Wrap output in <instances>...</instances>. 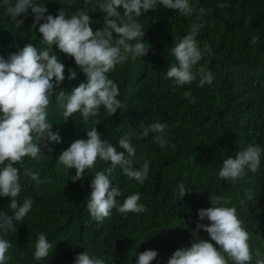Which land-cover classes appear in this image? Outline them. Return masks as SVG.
<instances>
[{
	"label": "trees",
	"instance_id": "1",
	"mask_svg": "<svg viewBox=\"0 0 264 264\" xmlns=\"http://www.w3.org/2000/svg\"><path fill=\"white\" fill-rule=\"evenodd\" d=\"M40 3L54 16L62 7L68 16L85 8L84 0ZM190 3L205 9L197 40L202 51L205 44L211 49L193 66L197 80L178 86L166 78L168 67L175 63L171 48L190 31L193 17L158 4L155 10L137 18L145 29L144 43L150 45L147 54L118 63L108 73L118 85L117 99L121 102L113 116L101 106L98 114L87 121L80 112L64 120L55 95L60 90L70 93L79 83L86 82V76L77 68L74 58L52 46V54L65 65L66 78L48 106V122L52 131L61 136V142H49L51 152L42 144L37 159L24 157L23 166L14 165L21 174L22 190L17 199L22 203L31 198L32 207L23 221L15 222L16 231L5 237L13 244L7 264H73L83 251L103 258L105 264H136L138 253L146 249L158 252L151 264H167L176 249L190 247L199 239H208L218 248L205 230L197 228V224L210 223L198 216V209L212 206L209 195L228 198L227 206L237 209L250 236L252 264L256 249L264 257V151L256 172L245 169L246 174L236 181L218 175L227 156L235 158L238 151L249 145L264 150V0ZM222 3L227 7H219ZM88 14L94 30L104 26L103 12L90 10ZM32 22L30 9L27 15L13 19L0 0V55L7 58L27 43L38 49L44 47L39 25L34 29ZM69 68L77 71L75 79H67ZM200 68L212 73V84L198 86ZM185 92L191 93L190 99H185ZM193 98L195 103L191 102ZM153 122L167 126L168 143L163 148L153 139L154 133L140 135ZM94 126L102 139L109 140L118 151H123L119 138L130 137L136 149L134 168L139 170L145 161L149 162L144 183L127 177L119 166L108 173L113 165L100 160L95 168L85 170L82 180L72 181L75 168L66 169L58 163L57 156L74 139H86L87 130ZM25 167L38 172L44 182L37 185L25 177ZM96 171H104L109 175L110 187L121 190L122 196L116 197L118 204L128 195L138 193L146 211L120 214L113 208L104 220L92 219L86 205ZM181 184L186 193L177 198ZM249 191L251 200L246 196ZM10 199L0 196V211L9 215ZM40 233L46 235L53 250L45 260L35 261V242Z\"/></svg>",
	"mask_w": 264,
	"mask_h": 264
},
{
	"label": "clouds",
	"instance_id": "2",
	"mask_svg": "<svg viewBox=\"0 0 264 264\" xmlns=\"http://www.w3.org/2000/svg\"><path fill=\"white\" fill-rule=\"evenodd\" d=\"M6 13L13 19L21 14L27 15L29 9L33 16L31 27L42 34L43 48L38 49L32 43L8 54L7 58L0 55V196L10 197L8 208L12 214L0 211V264H7L9 251L13 244L5 237L9 232L16 231L15 222L23 221L32 207L31 198L21 203L17 197L21 193L20 168L23 158L37 159L41 153V145L52 151L49 142H61L58 132L52 131L48 122V106L51 98L65 80V65L57 55L52 54L53 45L60 52L74 58L75 65L86 76V82L79 83L72 91L60 90L55 95L57 107L62 111L64 120L80 112L83 120L96 116L101 108L109 116H113L121 107L117 99L119 88L109 78L108 73L114 71L116 65L125 63L129 58L135 59L147 54L150 45L144 43L145 29L138 22L144 12L155 10L157 5L174 10L185 17H193L190 31L171 48L175 63H171L166 71V78L176 85H190L197 80L192 69L203 57L210 53L205 44L203 51L197 36L203 26L201 18L205 9L190 3V0H84V10L68 16L65 8H59L57 15L48 14L45 4L40 0H3ZM65 4V0H61ZM219 7H227L220 4ZM101 11L104 14L103 27L95 29L91 26L92 17L89 11ZM22 22V21H21ZM113 33L118 38H114ZM114 42V43H113ZM198 86L212 84L213 75L204 68L198 70ZM77 77V71L68 69L67 79ZM54 78V79H53ZM191 93L185 92V99ZM195 103L194 98L191 99ZM166 125L153 122L144 127L140 135L147 137L154 133L153 139L163 148L167 143ZM118 151L109 140L102 139L96 126L87 130V138L74 139L70 145L57 156L58 163L66 169L75 168L73 182L82 180L86 169L95 168L98 160L111 162V173L119 166L123 173L134 178L141 184L149 175V162L145 161L139 170L133 166L136 149L129 136L121 137ZM262 150L259 146L249 145L237 152L235 158L227 156L223 159L218 175L227 181H236L245 175V169L256 172L261 164ZM127 153V156L125 155ZM23 175L37 185L43 183L38 172L25 167ZM91 191L87 200V210L92 219L102 221L110 216L116 208L120 214L143 213L145 206L141 204L140 195L130 194L118 204L116 197L122 196L116 186L110 187L109 175L104 171H96L90 183ZM186 193L183 184L179 186L177 198ZM252 199L251 192L246 193ZM211 207L198 209L200 220L207 218L209 224H197L198 229L205 230L214 246L208 239H199L190 247L176 249L167 264H252L253 252L249 244V233L237 209L227 206L229 199L218 195H209ZM53 246L45 234L40 233L35 242L33 259L45 260ZM137 255V254H136ZM158 252L146 249L138 253L136 264H151ZM73 264H105L103 258L93 256L87 251L79 253ZM255 264H264L259 249L255 250Z\"/></svg>",
	"mask_w": 264,
	"mask_h": 264
}]
</instances>
